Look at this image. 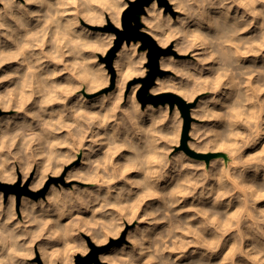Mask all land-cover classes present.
I'll return each mask as SVG.
<instances>
[{
	"label": "bare ground",
	"instance_id": "6f19581e",
	"mask_svg": "<svg viewBox=\"0 0 264 264\" xmlns=\"http://www.w3.org/2000/svg\"><path fill=\"white\" fill-rule=\"evenodd\" d=\"M130 1L131 0H122V3L115 4L112 3V0H100L98 7H101L103 11L98 17H95L94 20L96 23L104 22L108 16L114 22L118 19L119 25H121L120 22L122 12L130 4ZM50 2H54V0H50ZM16 5H21L23 8L18 12ZM182 5L183 0H178V3L176 4H173L172 0L167 1L165 4L160 3L158 0H153L146 7L147 14H142V20L146 23V26L144 27L145 30L150 33L160 44H169L173 40L172 38L177 37L180 33L177 41L175 40L176 54L181 55L185 53L187 54L189 52L193 53L192 59L188 60L186 58V61L180 62L175 60V56L163 55L160 60L162 67H172V69L173 67L176 68V71L180 74V80L177 81L175 77H167L168 75H165V77L158 76L155 85H153L151 90L155 92L173 90L177 92V94H180V96L183 95L185 99L192 100L198 91L208 90L210 87H216L217 91L212 92L214 96L212 98L210 96L211 99L207 96L205 97L209 98L211 100L210 102L205 101V105L203 107V104H201L203 101L201 100L199 103V107L201 108V116L206 118L207 124L204 125V127L199 128L194 126L193 132L197 134V148L203 149L205 151L225 149L227 150V154L222 152L224 153V158L214 160L212 162L211 169L204 168L205 163L203 161L196 160L189 154H182V156L186 158L185 160H188L190 165L185 162V160L181 161L177 158V160L175 159V163L173 159H169L168 152H164L162 149H160L158 145L159 143L157 144L159 136H157L156 123L158 119L161 118L160 113L163 115L165 114L163 112L168 110L167 105H165L164 108L160 107V110L156 109V107L152 105H149L146 110L139 107L140 112L143 113V116L138 118L140 127L144 129L143 135L146 138L149 146L151 147L154 144L158 150L149 152V157L154 161L166 162L167 167L162 168L159 164H157L154 168L150 169L161 176L159 181L155 182L154 186H152L150 190L132 188L131 196L125 194L119 200L113 198L116 196V191H113L111 196H108L107 201H102L99 204L93 205L95 210L103 209L105 207V203L109 205L106 212L102 211V213L105 215V220L104 224L103 222L101 223L103 226L100 225L102 228L101 230H103L105 234L111 233L115 230L118 217L128 216L129 213H131L134 219L137 217L135 216L137 211H141L139 213V217H137L140 218L138 226H136V229L131 230L128 235L131 243H119L110 250L101 253L100 257L113 263L116 262L117 264H149V262H151V264H158L157 261L152 259L151 253L146 252L143 255H140L139 247L138 245L133 244V240L139 239L140 230L146 229L147 238L143 241V243L146 248H152V241L157 240L159 238H156L158 235L164 237L166 236L164 234L165 232L163 233L164 229L161 230L162 226L164 225H161V223L157 221V217V220H155L157 222L150 224L147 220H144L143 217L140 216H145L149 213L152 214L153 212L155 196H152L150 193H160L163 195L169 192H176L177 195L171 197V201L175 204L174 208L178 210L179 213H177V220L172 222V224H175V227L172 229H167L174 233H171L173 234V239H171L172 243L166 244L168 247H173L175 243L183 241L189 245L184 252V256L181 257V259L178 260L176 264H190V262L191 264H260V260H264V256H261V252H264V248H260V246L257 245L256 247L260 250H252L253 242L246 238L249 234L243 226V217L248 213L255 215L257 211H264V199L260 198L261 194L264 193V189H261L260 187L261 185H264V169H262L259 174H256L251 168H244L243 171H241V166L236 163V160H247L249 157L256 156L259 151L264 150V76H260L259 74L251 76L250 84L252 91L249 93L248 97L250 103L243 105L242 107L235 103L234 94L225 95L223 84L227 81L211 83V81L214 79V75L215 77H218L219 73L214 74L208 70L209 67H211L212 62H209L208 66H204L202 72L194 67L199 63L194 55V53L198 52L199 49L192 48L191 50H188V41L186 40L185 36L181 34L185 31V29L181 28L179 21L183 20L187 15L186 11L181 10ZM254 7L257 11H264V4L257 3ZM3 8L4 5L0 4V9ZM175 11H179L178 15L176 16L174 14ZM33 12L43 16L44 19L38 21L37 18L29 17L27 15L28 13ZM48 12V5L29 4L27 0H15V4L13 5V13L23 15L24 21L27 25V30L18 29L14 22L9 18L6 16L3 18L2 22L11 27L14 31L7 33L6 35H0V60L7 61L6 63H3L2 66H0V77H9L8 79H0V96H7L9 93H11L12 106L10 108L13 109L18 107V101L16 99L17 92L15 90L19 89L23 92L24 96H30L31 98L25 105L24 112H18L15 119L11 116L8 117V124L0 119V131L6 130L7 132L12 133L14 131L20 130L22 127L19 126L21 120H25L27 125L30 127L32 126L31 128L34 129V132L38 133L40 131L39 127L37 126L38 121L33 120V118L26 115V113L38 111L37 102L40 97L33 94L36 89L37 79L40 75H48L51 71H56L59 74L53 76L50 83L55 84L58 86V88L66 89V91L64 93H55L54 102L47 105L46 110L41 113V117L44 121L48 122L61 120L62 123H72V120L68 119L67 116L62 115V113L66 106H76L80 97H83L85 101L89 102L84 104V106L80 109L82 112L88 113L89 117L92 115L107 116L106 111H101L91 104V102L94 100L104 98V95L90 98L86 97L83 94V91H75L71 94H68L77 81H75V79L72 77V73L64 71V69L68 67L69 64L74 63L75 58L69 55L62 56L58 51L54 50L52 44L50 43L53 38V25L49 24L48 29L44 31L43 35H41V31L44 29L45 24L48 23L50 19L47 15ZM238 14L245 15L246 9L239 4L232 5L231 15L236 16ZM52 15L54 16L55 12H53ZM74 15L75 10H70L60 21L61 24H65L68 20L72 19ZM250 18V14L246 16V19ZM74 31L78 34L83 33L81 39L86 44V50L84 51L83 56L85 59L90 61V63L83 69L81 74L102 70V80H106L107 82L109 75L103 65L100 64V66L99 64H95V56L98 52H105L108 49L110 44L113 42L114 34L97 31V29L95 31L90 30L82 27L80 24L76 26ZM0 32H7V29L0 30ZM256 33L257 28L254 25L253 28L243 32L242 36L244 38L255 37ZM9 36L12 38L9 39ZM198 38L199 37L197 35L193 34L191 39L196 40ZM25 44H28L29 47L24 48ZM31 45L39 46L32 47ZM21 48H24L22 54ZM92 49H95L96 51H93ZM136 49V43L129 44L124 42L123 46L117 52L114 62L118 73L117 87L115 89L116 97L114 96V99L106 105L107 108H110L114 105L115 100L120 97L121 93L123 97L124 89L127 86L130 77L135 73L143 71V68L140 65L142 59H145V53H136ZM51 56H56V60L50 59ZM37 57L40 58V64L36 63ZM26 60L35 65L34 73L31 76L28 73L29 64L25 63ZM241 66L242 68L251 69L252 71L264 70V52H262L259 57L249 56L247 59H242ZM75 70L77 72L81 71L79 68ZM204 80H208L210 83H198V81L202 82ZM80 89H85L86 92H88L87 86ZM135 92L136 89L132 91L130 98L133 95L135 96ZM65 96L67 97L66 99ZM135 102L139 106L136 100ZM174 108V111L177 115L179 113L178 107ZM230 109V114L233 118L238 121H240L241 118L246 119L248 124L237 122L235 126L229 127L228 122L222 117L223 114L228 113ZM149 112L152 114H149ZM116 115L119 117L121 113L119 112ZM249 125H251V127ZM109 127H111V125H109ZM201 128L204 129V133L200 131ZM100 134L101 138H103V129L100 130ZM204 135L207 137L204 138ZM88 136L92 137V132H89ZM67 137V129L55 133V139L57 142L61 143V146L56 148L52 153L53 167H55V157L57 155L61 157H76L81 154V162L77 166L73 167L74 169L70 172L67 178L73 175V177L76 178L77 176L79 179L91 184L86 186L76 185L74 187L67 188L51 185L47 193L41 197L32 198L30 196H24L20 206V211L24 217L25 213L27 212L31 217H35L39 221L47 222V226L44 229L43 238L47 241L48 237H54L49 239L52 240L53 247L63 242H66L68 245L73 242L75 234L74 228L76 225H73L75 222H72V219L70 220V214L59 216L53 213H45L41 208L42 201L44 202L45 206H47L50 197L63 198L65 193H71L74 192V190L84 189H87L90 192L98 191V197L107 195L106 188L98 190L97 184H92L94 175L97 178H107L104 177V167H101L102 162L105 167L109 168V170H111L112 166H124L122 174L125 176V179H113L111 184L113 189L118 190L121 187H131V185H128L126 181H138L144 178L143 173L135 170H128V164L125 160V157H127L130 152L126 146L121 147V140H117L114 145L109 143L93 145V139H85L82 142L83 146L79 152L73 153L68 147V144L71 143V141L67 140ZM241 137L250 141L249 146L243 148L242 151L239 149ZM19 142V140L16 142V147H14V150H12L13 153L17 152L19 148ZM90 145L93 146L94 150L89 151ZM160 152L165 153V155H160ZM232 152H236L237 156L235 158L232 156V161L230 160L231 163L228 164V159L231 157L230 154ZM12 158L13 155L7 152L0 153V177H2L1 179L3 180H20V175L18 174L16 166L11 165L8 162ZM19 163L22 169L23 164L21 160ZM35 163L37 166L36 173L30 186L39 188L44 184L47 177L51 174V171L45 173L43 165L46 163V161L43 157L37 159ZM33 166L34 163L31 165V170L28 172L27 177L30 175ZM93 167L97 170L95 174L92 173ZM200 167L203 168V172L200 171L199 173ZM217 170L227 172L228 179L225 180L224 183L229 187H238L239 189H247L248 187L256 188L258 191L256 193L257 199L255 202V207H244L240 200V197L243 195L241 191L235 192L232 196H226L220 204L214 205L213 199L221 189L219 187V183L210 177L212 173L216 172ZM205 172L208 173L209 178H204ZM27 177H25L23 172L21 177L22 182H25ZM208 189L213 190V195H205L204 197H201L200 193ZM157 197L158 201H161L160 197ZM84 198L86 199V197ZM15 199V195L12 194L9 197L8 203H5L3 200V191L0 190V203L3 205V212L0 214V225H4L5 222H7V230H11L16 226V224L20 223L19 219L17 218L18 213L14 208ZM229 201H231L230 204ZM163 204H165L164 201ZM164 208L165 205L163 209ZM166 208L164 210L166 213H168ZM95 210L90 209V211ZM10 212L13 214L14 218L9 221ZM235 216H239L241 218V234L244 238H240L237 235L236 228L234 227L235 221L232 219V217ZM82 218L83 217H81V220ZM173 218L170 219L172 220ZM165 219H167V217ZM79 220H77V225ZM211 220L216 221L217 227L207 225V222ZM127 221V219L119 221L118 235L121 233V230ZM33 228H38V225L34 224ZM220 228H223L224 231L220 232ZM89 232H91V230ZM97 232L98 231L94 232L92 235V237L95 239H97ZM193 233H195V235H193ZM108 236L109 235H107V237ZM167 239L168 237L165 239V242ZM204 242L212 244L214 247H216V251L214 253H209L208 257H203V259H201V254L204 251H207V249L200 246L201 243ZM80 244L81 243H79L78 246ZM47 247H49V245ZM41 248L45 249L46 252L45 256L43 257L45 259V264H54L55 261L69 263L73 259V255L70 256V254H67L66 252L58 258H53L54 250H52L53 252L51 253L46 248V245L44 246L43 244L40 245V249ZM87 249L88 247L85 243L78 247V250H81L82 252H86ZM242 251L249 252L253 259L250 260L247 257L241 255ZM176 255V253L169 252L167 250H165L163 253V257L165 259L169 257L175 259ZM257 257L259 259H256ZM28 262L25 260L23 261V264H27Z\"/></svg>",
	"mask_w": 264,
	"mask_h": 264
},
{
	"label": "clouds",
	"instance_id": "9594fccd",
	"mask_svg": "<svg viewBox=\"0 0 264 264\" xmlns=\"http://www.w3.org/2000/svg\"><path fill=\"white\" fill-rule=\"evenodd\" d=\"M29 4L48 5L49 12L47 13L50 18L48 23L45 24L44 29L41 31L43 35L49 27V24L53 25V38L50 41L54 50L58 51L60 55H69L75 58V62L69 64L64 71L72 73V77L77 81L71 88L68 94L78 91L80 88L87 86L88 92H95L101 87H106V80H102V70L81 74L83 69L90 63L89 60L83 56L86 50V44L82 41L81 36L83 33H76L74 29L79 24V20L82 17L86 22L93 23L95 17H98L103 9L98 7L100 0H27ZM112 3L119 4L122 0H112ZM173 4L178 3V0H172ZM264 4V0H183L181 7L182 11H186L187 15L179 23L181 28L185 31L181 33L185 36L187 43V49L192 48L199 49L194 53L196 60L199 62L194 67L203 71L204 66H208L209 62H212L209 71L214 74L219 73L218 77H215L211 83L224 82L225 95L234 94L235 103L238 106H243L250 103L249 93L251 89V76L259 74L264 76V70L252 71L251 69L242 68L241 60L247 59L249 56L259 57L264 52V11H257L255 5ZM0 4L4 5L3 9H0V30L7 29V32H0V35H6L14 30L3 23V18L6 16L18 29L27 30V25L24 21L22 14L13 13V5L15 0H0ZM239 4L246 9L245 15H231V6ZM23 6L16 5V9L19 12ZM75 10V15L72 19L68 20L65 24H61V20L67 15L70 10ZM55 12L53 16L52 13ZM250 14V19H246V16ZM29 17H35L38 21L44 19L38 13H28ZM116 27H120L118 19L115 21ZM257 28L255 37L244 38L242 33L248 29ZM193 34L199 38L192 40ZM9 39L12 37L9 36ZM37 47L39 45H31ZM29 47L28 44L24 45V48ZM21 48V54L24 51ZM96 51L95 49H92ZM49 58V57H45ZM50 59L56 60V56H51ZM6 60H0V66L6 63ZM25 63L29 64L28 73L31 76L34 73L35 65L26 60ZM36 63L40 64V58H36ZM79 68L81 71L77 72L75 69ZM56 71H51L48 75H40L37 79L36 89L34 95L40 97L37 102L36 112H29L26 115L31 116L33 120L38 121V127L40 131L34 132L30 126H22L20 130L12 133L0 131V153L7 152L13 155L14 159L21 160L23 167L22 171L27 177L28 172L31 170V165L36 162L37 159L43 157L46 163L43 165L45 173L51 171L54 177H58L63 167L72 162L73 156L61 157L57 155L55 157V167H53L52 153L56 148L61 146L60 142L55 139V133L68 130L67 140L71 141L68 147L73 153L79 152L83 146L82 142L85 139H93V145L96 144H115L117 140H121V147L126 146L131 155L125 157L128 164V170L138 171L143 173L144 178L138 181H126L131 187H121L118 190L111 187L113 179L121 180L125 179L123 173V165L112 166L111 170L101 163V167H104V177L97 178L94 175L92 183L98 185L99 189H107V195L99 196L97 192H90L87 189L74 190L71 193H65L63 198L50 197L47 206L44 202H41V208L45 213H53L59 216L71 214L74 211L83 210H95L93 205L99 204L102 201H107L108 196H111L113 191H116L114 199L119 200L125 194L132 195V188L150 190L154 186L155 182H158L161 178L155 171L150 170L159 164L162 168L167 167L166 162L154 161L149 157V152L158 151L153 144L149 146L146 138L143 135L144 129L139 125L138 118L143 116L140 112L139 106L135 102V96L133 95L129 99V106L126 109H120L118 106L122 100V93L120 97L115 100L112 107L107 108L109 103L108 98H99L91 102L94 107H97L101 111H106L107 116L92 115L89 117L88 113L82 112L80 109L84 104L89 103L80 97L74 107H65L62 115L67 116L72 120V123H62L61 120L44 121L41 117V113L46 110L47 105L54 102L55 93H64L66 89L58 88L53 83H50L53 76L58 75ZM9 77H0V79H8ZM198 83L208 84L210 81H198ZM211 92H216V87H210L208 89ZM16 99L18 101V107L15 109L17 112H24L25 105L28 103L30 96H24L23 92L19 89ZM67 97L65 96V99ZM215 99V98H214ZM219 102V101H217ZM12 106V95L9 93L7 96H0V108L7 111ZM119 111L121 115L117 117L116 113ZM231 109L228 113L223 114V119L228 122L229 127L235 126L237 122H243L248 124L246 119L241 118L240 121L231 116ZM60 115V114H58ZM178 117V114H177ZM111 125V127H109ZM251 127V125H249ZM104 130V136L101 138L100 130ZM92 132V137L88 136V133ZM238 135V134H236ZM20 141L19 148L16 153L12 150L16 147V142ZM241 144L239 149L248 147L250 141L240 138ZM35 144V147H33ZM93 146H89V151H92ZM160 155L165 153L160 152ZM231 155L235 158L236 152H232ZM110 163V161H109ZM236 163L241 166V171L244 168H251L256 174H259L264 169V150L258 152L256 156L249 157L247 160L239 159ZM96 169L92 168V173H96ZM7 175V174H5ZM2 178V177H0ZM204 178H209L207 172L204 174ZM211 179L219 183L220 191L215 195L213 204H220L226 196H232L235 192L241 191L243 195L240 197L241 203L244 207H255L257 199V189L248 187L247 189H239L238 187H229L224 183L228 179L227 172L217 170L212 173ZM38 187V186H37ZM264 189V185L260 186ZM35 190V189H33ZM194 193V188H193ZM152 196H159L164 201L166 207L170 210L175 206L171 201V197L177 195L176 192H169L161 195L160 193H150ZM205 195L212 196L213 190L208 189L200 193L201 197ZM86 197V199L84 198ZM264 199V193L260 196ZM231 201H229V204ZM109 205L105 203V207L101 211H107ZM131 207V206H129ZM3 212V205L0 203V214ZM206 215V214H205ZM26 220L23 224H17L11 230H7V222L4 225H0V264H23V261L34 258L32 253V244H35L36 240L43 236L44 229L47 226L46 221H39L35 217H31L29 213H25ZM14 218L13 214L9 213V221ZM127 219L130 223L133 219L131 213L128 216L118 217L116 222V228L113 232L105 234L103 230L96 233L97 244H103L107 240V235L118 236L119 233V221ZM144 220H147L150 224H154L155 221L152 214L146 215ZM235 221L234 227L236 228L237 235L240 238H244L241 234V218L239 216L232 217ZM35 223L38 225V231L33 234L29 231L28 225ZM207 225L217 227L216 221L211 220L207 222ZM202 225V226H207ZM243 226L248 232L246 238L253 242V251H259L260 248H264V211H257L255 215L248 213L243 217ZM24 229V236L17 235L18 230ZM220 232L224 229L220 228ZM147 230H140V238L133 240V244L138 245L140 255L144 253H151L152 259L157 261L158 264H176L181 257L184 256V252L189 246L183 241L175 243L173 247H168L166 242L162 238L152 241L153 247L146 248L143 241L146 237ZM67 234V233H65ZM195 235V233H193ZM25 237H31V243L21 244V240ZM52 239L54 237H48ZM202 248L207 249L201 254L203 257H208L209 253H214L216 247L207 242L201 243ZM176 253L175 259L171 257L165 259L163 257L164 251ZM45 249L41 248L42 258L45 256ZM86 255V253H85ZM241 255L248 259H253L249 252L242 251ZM261 256H264V252H261ZM210 259V257H209ZM256 259H259L258 257ZM151 264V262H149ZM191 264V262H190ZM260 264H264V260H260Z\"/></svg>",
	"mask_w": 264,
	"mask_h": 264
},
{
	"label": "rangeland",
	"instance_id": "374dc122",
	"mask_svg": "<svg viewBox=\"0 0 264 264\" xmlns=\"http://www.w3.org/2000/svg\"><path fill=\"white\" fill-rule=\"evenodd\" d=\"M167 1H169V0H167ZM126 8L122 12L121 22H120L121 25H120L119 28H123L122 16H123V13L126 10ZM178 13H179V11H175L174 12L175 16L178 15ZM142 14L143 15L147 14V11L145 10V12L139 14V20L141 22L140 29L141 30H145L144 27L146 26V23L142 20ZM79 24L82 27L90 29V30H94L95 31L97 29V31H103L104 33L114 34L113 42H112V44H110L108 49L105 52H98L97 55H96L97 57L95 56V64L103 65L104 68L106 69V72L109 75L108 81H107V86L106 87H101V88H99V90H97L95 92H86L85 89L84 90H82V89L78 90V92L83 91L84 92L83 94L86 97H90V98H92V97L94 98L96 96L99 97V96L104 95V98L105 97L108 98V100L110 102V101H112L114 99V96L116 95L115 94L116 93L115 89L117 87L118 73H117V69H116V66H115L114 62H115V57H116L118 51L116 52V55H115V57L113 59V63H112L113 71L109 67L106 58H107L110 50L115 46V42H116L117 37H118L117 32H115L114 30H112L110 28V25L116 26V23L107 16V18L104 20V22H100V23H96V22L95 23H88L81 17L80 20H79ZM179 36H180V33L178 34L177 37L172 38L173 40L167 45H162L157 40L156 41L162 47L170 49V52L168 54H166V55L175 56V60L176 61H179V62L180 61H186V58L188 60L192 59L193 58L192 57L193 53H191V52H189L187 54L186 53L185 54H181V55H177L176 54V47H175L176 43L175 42L177 41ZM124 42L129 43V44H131V43L135 44L136 43L137 44L136 53L144 52L145 53L144 54L145 59L144 58L142 59L141 65H140V66H142L143 71L135 73L134 75H132L130 77V79L128 81V84H127V86L124 89L122 100H121V102H120L118 107L120 109L128 108L130 95H132V91L134 89H136L135 100L137 101V103L139 104V107L141 109L146 110L149 107V105H152V106H155L156 109L160 110L162 107L164 108V106L167 105L168 110L163 112V113H165L163 115L160 113V115H161L160 117L161 118L159 117L160 119H158V121L156 123L157 124L156 125L157 126V136H159L158 137L159 140H157V144L159 143L158 145H159L160 149H162L164 152L167 151L169 159H171V160L173 159V161H175V163H176L177 159L181 160V161L182 160L184 161L186 159L185 157L182 156V154H189L194 159L199 160V161H203L205 163V167L204 168L211 169L212 162L214 160H216V159L224 158V153L227 154V150L219 149V150L205 151L203 149L197 148L198 138H197V134H195L193 132V127L194 126L198 127V128L199 127H204V125L207 124L206 123V118L201 116V112H200L201 108L199 107V103L202 100L203 103H201V104H203L202 105V107H203L205 105V101H209L210 102L211 101L210 99L214 96L212 94V92L209 91V90H200V91H198L195 94V97L192 100L185 99L183 97V95H181V97H183L185 99V101H187L190 104V106H189V114H190L189 128H188L187 133H185L186 117H185L181 107L179 106V104L177 102H175L174 104H171L168 100H165L164 102L163 101L158 102V103L147 102L146 104H143V102L141 101V99L139 97V94H140V92L142 90V87H143V82L141 81V79L146 77L148 75L149 71H150V67L148 66V62H149L148 52H149V50H148V48H143L142 47L143 46V41L141 39H137V40L132 39L130 42H127L125 40ZM122 46H123V44H122ZM180 59H182V60H180ZM160 67H161V69L164 70V73L162 75H159V76H164L165 77V75L166 76L168 75L167 77H175L177 79V81L180 80V74L176 71V68L173 67V69H172V67H168V68L162 67L161 61H160ZM154 85H155V83H154ZM152 87L149 90V94H161V93H166V92H168V93L172 92V93H176L177 94V92H175L173 90L155 92V91L151 90ZM178 95H180V94H178ZM206 96L209 97V98L211 96V98L210 99L209 98H205ZM174 107H178V110H179L178 117H176L177 115H176V113L174 111L175 110ZM17 113L18 112L15 109H13V108H9L7 111H5L3 108H0V119H2L3 122H6V124H8V120H7L8 117L11 116V117H14V119H15V117L17 116ZM117 113H119V111H117ZM174 113H175V115H174ZM149 114H152V113L149 112ZM19 116H21V115H19ZM162 116H163V118H162ZM179 122H181V123H179ZM22 123H23V125H22ZM19 126L20 127L21 126L27 127L29 125H27L25 120H21V122L19 123ZM178 128H179V131H178ZM165 129L166 130L168 129V130L166 131ZM32 130L34 131V129H32ZM203 130L204 129H202V128L200 129L201 132H203ZM206 137L207 136L204 135V138H206ZM18 144H20V142ZM167 144L170 145V146H168ZM34 147H35V144H34ZM168 148H170V149H168ZM13 150H14V148H13ZM118 152H120V151H118ZM222 152H224V153H222ZM130 154L131 153H129L128 156ZM81 160H82V155L81 154L76 156V157H74L71 163H69V164H67V165H65L63 167V169L60 171V174H59L58 177H54L52 175V173H51L47 177V179L44 182V184L41 187H39V188H34V187L30 186L32 180L35 177L36 167H37L36 163H34L32 171H31L30 175L27 177V179L25 180V182H22L21 177H22L23 171H22L20 163H19L20 160L12 158V159H10L8 161L9 164L16 166V169L18 170V174L20 175L19 176L20 180L8 181V180H3V179L0 178V182L7 183V184L10 185V187H8V188L0 187V190L3 191V200H4L5 203H8L10 195H12V194L15 195L16 199L14 201V208H15V211L18 213L17 214V216H18L17 218L20 221L19 224H23L25 222V220L27 219L26 216L24 217L22 215V212L20 211L22 198L24 196H30L32 198L41 197V196H43L44 194L47 193V191L50 189L51 185H57L58 187L67 188V187H74L76 185L86 186L88 184L89 185L91 184V183H88L86 181H83V180L79 179V177H77V176L75 178L72 175V176H69V178H67L68 175L70 174V172L74 169L73 167L77 166L81 162ZM230 160L232 161V155L228 159V164L231 163ZM185 162H187L189 164L188 160H185ZM189 165H188V168H189ZM200 169H199V173H200V171L203 172V168L200 167ZM80 181H83V182H80ZM92 184H94V183H92ZM33 189H35V190H33ZM154 204L155 205L153 206V212L154 211L155 212L154 213L152 212V217L153 218L155 217L154 220H157V218H158L157 221H159L161 223V225H164V226H162L161 230L164 229L163 233L165 232L164 234L166 235L165 237L161 236V235H158L156 238L159 237V238H162L165 241V239L168 237V239L166 240V243L170 244V243H172L171 239H173L172 236H173L174 233L170 232L167 229H172V228L175 227V224L174 223L172 224V222L174 220H177V213H179V212L174 207L171 208L172 210L170 209L171 211H174V212H171L168 208H166V205L163 204V200L158 201V197L157 196H155ZM164 205H165L166 210H168V213L165 212V210H164L165 208L163 209ZM140 212H141L140 210L137 211L135 216L139 217V215H140L139 213ZM78 214H80V215H78ZM77 215H78V217H77ZM104 216L105 215L102 213V211L100 209H96L95 211H90V210L84 211V210H81V211H78V212L77 211L72 212L70 214V220L72 219L71 221L76 223V224L74 223L73 225L77 226V227L75 226V228H74V231H75L74 233L75 234H74L73 242H71L69 245L66 242H63V243H60L59 245L57 244V245H55L53 247L52 240H49V238H48L47 241H46V239H44L43 236H41L40 239L36 240L35 244H32L31 250H32V253L34 255V258L28 259L27 262L28 261L29 262L27 264H45V259L42 258V256H41L40 245H42V244L44 246L46 245V248L51 253L53 252L52 250H54L53 258H58L65 252L67 254H70V256L73 255L72 256L73 259L69 263H62L60 261H55L54 264H76L77 255L86 256V255L90 254L94 250V248L92 247V244L95 245L96 247L101 248V249L97 253L98 254L97 257H98V261L99 262L92 261L91 264H117L116 262L113 263V262H111L109 260L102 259L100 257L101 253L110 250L112 247H114L115 245H117L119 243L130 244L131 240L128 237L129 232L131 230L136 229V226H138V222H140V220H139L140 218L135 217L131 221V223L127 221L125 223V225L123 226V228L121 230V233L118 236L109 235L107 237V240H106L105 243L97 244L95 242L96 239L94 237H92V235H93L94 232L100 231L102 229L100 227V225H101L102 222L104 224V220H105ZM145 216L142 215L140 217L144 218ZM173 216H174V218H173ZM79 217H80V220H79ZM81 217H83L82 220H81ZM166 217H167V219H165ZM160 218H161V220L162 219L163 220L161 221ZM170 218H173V219L171 220ZM77 220H79L78 221V225L79 226L77 225ZM141 220H142V218H141ZM166 220H168V221H166ZM169 220H171V221H169ZM81 221H82V225H81ZM165 223H167V224H165ZM34 224L33 223L29 224L28 225V229H27V231H29V232H31L33 234H35L38 231V228H33ZM176 225H177V223H176ZM101 226H103V225H101ZM165 228H166V230H165ZM90 230H91L92 233L89 232ZM94 230H96V231H94ZM171 233H173V234H171ZM17 234H21V236H24L25 230L24 229H20V230H18ZM168 240H170V241H168ZM26 243H29V244L31 243V237H25V239L21 240V244H26ZM79 243H81L80 245H82L84 243L87 245L88 249H87L86 252H82L81 250H78V247L80 246V245L78 246ZM48 245H49V247H47ZM85 253H86V255H85Z\"/></svg>",
	"mask_w": 264,
	"mask_h": 264
},
{
	"label": "water",
	"instance_id": "95a60500",
	"mask_svg": "<svg viewBox=\"0 0 264 264\" xmlns=\"http://www.w3.org/2000/svg\"><path fill=\"white\" fill-rule=\"evenodd\" d=\"M153 0H131L129 6L123 13L122 16V25L123 28H118L116 26L110 25V28L117 32V40L115 42V46L110 50L107 56V62L109 67L113 71L112 63L113 59L116 55V52L121 48L123 42L126 40L130 42L132 39L137 40L141 39L143 41V48H148V57L149 62L148 66L150 67V71L148 75L141 79L143 82L142 90L139 94V97L143 104L147 102L158 103L161 101L168 100L171 104L177 102L181 107L185 117H186V128L185 133H187L189 128L190 114H189V106L190 104L185 101L183 97L176 93H161V94H149L150 88L154 85L156 78L159 75L164 73V70L160 67V59L163 55H166L170 52V49L162 47L156 41V39L147 31L141 30V22L139 20V14L145 12L146 6L149 5ZM160 3L165 4L167 0H158ZM0 187H10L7 183L0 182ZM94 250L86 255H77L76 264H91L92 261H98L97 253L101 249L92 244Z\"/></svg>",
	"mask_w": 264,
	"mask_h": 264
}]
</instances>
